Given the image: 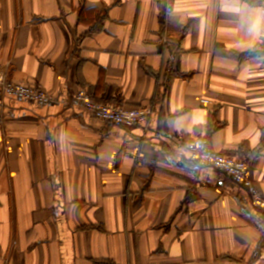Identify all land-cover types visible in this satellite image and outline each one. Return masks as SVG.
I'll return each mask as SVG.
<instances>
[{"label": "crops", "instance_id": "0c3cea01", "mask_svg": "<svg viewBox=\"0 0 264 264\" xmlns=\"http://www.w3.org/2000/svg\"><path fill=\"white\" fill-rule=\"evenodd\" d=\"M0 72L52 97L0 92V264H264V214L186 149L264 197V0H0Z\"/></svg>", "mask_w": 264, "mask_h": 264}, {"label": "built area", "instance_id": "2783aa9c", "mask_svg": "<svg viewBox=\"0 0 264 264\" xmlns=\"http://www.w3.org/2000/svg\"><path fill=\"white\" fill-rule=\"evenodd\" d=\"M0 92L30 102H49L52 100L51 95L47 92L30 85L11 81L1 72ZM75 100L77 104L94 113L97 117L119 126H139L152 113L150 106L128 108L113 103L96 101L85 89H79L76 92ZM200 102L206 106L210 104V101L204 98ZM186 149L194 163L218 169L234 182L243 186L247 190L252 204L264 214V197L255 182L248 176V165L245 161L215 152L208 145L207 139L203 137L196 138L188 143Z\"/></svg>", "mask_w": 264, "mask_h": 264}]
</instances>
